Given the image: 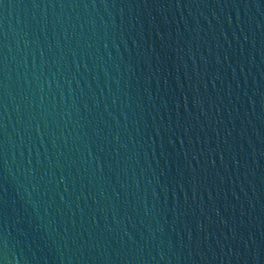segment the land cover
<instances>
[{"label":"water","instance_id":"95a60500","mask_svg":"<svg viewBox=\"0 0 264 264\" xmlns=\"http://www.w3.org/2000/svg\"><path fill=\"white\" fill-rule=\"evenodd\" d=\"M0 264H264V0H0Z\"/></svg>","mask_w":264,"mask_h":264}]
</instances>
